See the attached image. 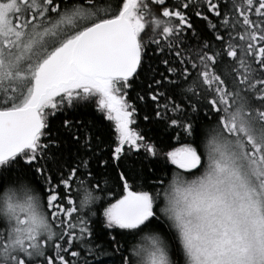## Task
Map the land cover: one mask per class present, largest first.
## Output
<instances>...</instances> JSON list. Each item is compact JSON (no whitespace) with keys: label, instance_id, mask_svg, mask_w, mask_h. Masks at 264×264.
<instances>
[{"label":"snow or ice","instance_id":"6c2138e0","mask_svg":"<svg viewBox=\"0 0 264 264\" xmlns=\"http://www.w3.org/2000/svg\"><path fill=\"white\" fill-rule=\"evenodd\" d=\"M148 56L155 141L127 98ZM92 104L114 139L50 129ZM141 150L170 174L139 183ZM102 255L264 264V0H0V264Z\"/></svg>","mask_w":264,"mask_h":264},{"label":"trees","instance_id":"16d2710c","mask_svg":"<svg viewBox=\"0 0 264 264\" xmlns=\"http://www.w3.org/2000/svg\"><path fill=\"white\" fill-rule=\"evenodd\" d=\"M194 24L198 30H203L204 23L202 21L195 20ZM148 64H151L159 72L165 71L164 66L159 64L156 58H152L151 56L146 57L145 65L141 68L140 74L132 81V87L127 90V98L131 103L136 104L138 108V115L135 117L136 123L133 125V127L142 131L146 136L151 137L155 141L158 138L166 139V136L156 125L143 120V116L145 114H149V111L145 107V104L137 99L138 95L144 94V89L146 88L147 83L150 82L146 79V77L149 75ZM157 79H159V76H157ZM64 118H75L82 120L85 124L89 125L90 130L94 133V135L100 137L101 141L105 143H107L110 139H114V129L112 128V122L106 120L104 114L97 110L95 104L68 109L67 117H65L64 112H59L55 117H51L49 124L53 133L57 131L62 119ZM105 155H107V151H105ZM136 168L137 172L140 174V179L138 182L145 186H147L154 178L149 169H152L160 176L165 175L166 172L170 174L172 171V166L169 165L167 170H165L162 159L147 157L143 150H141L139 155ZM105 179L108 180V187H112L117 193L120 192L119 187L114 183V177L111 174V170H109V174L105 176ZM106 251L110 252V249H106ZM91 264H112V257L110 255H102L100 256L99 260H92Z\"/></svg>","mask_w":264,"mask_h":264}]
</instances>
